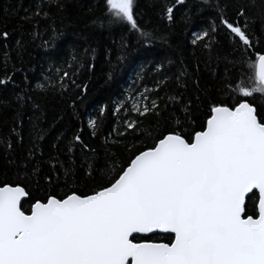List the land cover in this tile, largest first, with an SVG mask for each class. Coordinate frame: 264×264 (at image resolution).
<instances>
[{
	"label": "snow or ice",
	"instance_id": "obj_1",
	"mask_svg": "<svg viewBox=\"0 0 264 264\" xmlns=\"http://www.w3.org/2000/svg\"><path fill=\"white\" fill-rule=\"evenodd\" d=\"M185 3L174 0L164 6L169 23L174 8ZM43 7L62 10L64 2L41 0L34 14L48 17ZM104 8L109 25L126 24L146 44L156 38L137 23L136 0H104ZM215 8L218 24L213 21L210 30L196 33L193 43L214 39L219 27L240 53L230 61L235 80L222 90L228 99L209 97L197 129L191 98L175 92L161 106L158 101L164 97L152 95L172 79L163 62L152 65L159 75L153 77L151 87L143 84L142 90L146 66H141L132 81L137 87L123 100L114 101L113 112L120 123L113 131L122 139L111 142L124 144L129 155L121 160L106 152L107 158L96 167L107 183L87 192L48 191L43 198L32 197L19 179L0 183V264H264V50L258 48L261 38L251 30L244 7L232 18L226 14L227 4L218 3ZM8 35L0 32L5 41ZM208 46L206 41L204 47ZM56 71L60 91L69 82L80 87L81 93L86 91V85H76L68 71ZM184 77L186 70H180L175 77L178 88L187 87ZM10 80L6 74L0 85ZM193 83L199 87L198 80ZM37 87L46 89L45 84ZM169 105L174 125L157 130L156 135L149 133L151 145L137 148L143 123L137 117L159 118ZM105 110L106 105L99 109V116ZM99 116L88 120L92 135L102 126ZM11 131L20 138L15 126ZM74 145L88 149L79 131L69 141V153ZM7 146L10 149L11 143ZM34 157L35 149H29L22 162L25 169ZM57 162L67 183L75 174L74 162L67 167ZM38 171L34 167L31 175ZM86 175H93L92 164ZM24 176L29 173L25 171ZM44 180L50 188L58 184L55 164ZM29 198L34 202L26 212L22 201ZM160 233L169 234L167 242L152 238Z\"/></svg>",
	"mask_w": 264,
	"mask_h": 264
},
{
	"label": "trees",
	"instance_id": "obj_2",
	"mask_svg": "<svg viewBox=\"0 0 264 264\" xmlns=\"http://www.w3.org/2000/svg\"><path fill=\"white\" fill-rule=\"evenodd\" d=\"M63 2L62 10L43 7L42 11L49 13L44 17L34 14L41 0H0V32L9 34L6 41L0 38V78L6 74L11 76L9 83L0 85V183L19 179L34 198H43L53 190L60 194L70 188L87 192L107 183L96 167L103 164L106 152L114 153L121 160L129 155L124 151V144L111 142L113 138L122 139L113 131L120 123L113 112L114 101L123 100L129 90L137 87L132 81L141 66H146L140 85L142 90L143 84L151 87L153 77L159 75L151 70L152 65L163 62L164 70L172 79L166 87L161 86L159 93L152 95L164 97L158 101L161 106L166 103L167 96L175 92L191 98L192 115L196 120L193 127L197 129L209 97L216 101L228 99L227 92L222 90L229 80H235V69L230 61L240 53L225 30L219 27L214 39L193 43L196 33L205 28L210 30L213 21L218 24L216 4L228 5L229 18L235 16L239 7H244L251 30L261 38L258 48L264 50V29L261 27L264 0H186L184 5L174 8L171 23L163 12L164 6L174 0H136L137 23L156 37L150 44L129 31L126 24L109 25L104 0ZM206 41L207 48L204 47ZM57 69L61 73L68 71L76 85H86V91L81 93V88L70 82L60 91ZM180 70L187 72L186 88H178L175 83ZM194 80H198L199 87ZM38 84H45L46 89L41 90ZM105 105L103 116H99V109ZM123 115L122 111L119 116ZM98 116L102 126L92 135L88 120ZM137 118L143 121L137 148L151 145L149 133L156 135L157 130L164 131L175 123L171 105L159 118L153 115ZM14 126L20 138L11 131ZM77 131L88 149L74 145L69 153V141ZM105 137L109 138L108 143ZM32 148L35 157L28 161L25 169L22 162L27 160ZM57 160L65 167L74 162L75 174L67 183ZM53 164L60 180L50 188L44 177L53 173ZM89 164L93 165L91 177L86 175ZM36 166L39 171L33 176L31 173ZM25 171L29 177L24 176ZM31 202H34L31 198L24 201L26 212ZM152 238L167 242L169 235L158 234Z\"/></svg>",
	"mask_w": 264,
	"mask_h": 264
},
{
	"label": "water",
	"instance_id": "obj_3",
	"mask_svg": "<svg viewBox=\"0 0 264 264\" xmlns=\"http://www.w3.org/2000/svg\"><path fill=\"white\" fill-rule=\"evenodd\" d=\"M27 200V199H26ZM25 200L22 201V203H24ZM161 235H169L167 233H160Z\"/></svg>",
	"mask_w": 264,
	"mask_h": 264
}]
</instances>
